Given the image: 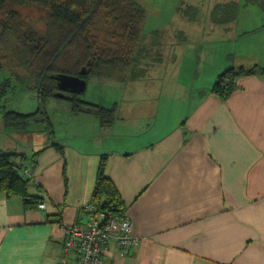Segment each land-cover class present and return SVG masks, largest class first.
I'll list each match as a JSON object with an SVG mask.
<instances>
[{
  "label": "crops",
  "instance_id": "obj_1",
  "mask_svg": "<svg viewBox=\"0 0 264 264\" xmlns=\"http://www.w3.org/2000/svg\"><path fill=\"white\" fill-rule=\"evenodd\" d=\"M256 10L244 35L253 33L250 45L215 57L180 47L190 40L175 43L144 74L159 82L130 79L109 102L86 97L115 105L110 125L68 108L51 117L52 134L23 131L29 154L5 151L25 156L32 199L0 193V264L61 263L63 225L88 226L103 159L139 243L124 252L111 245L102 264H264V75L239 77L224 100L211 91L228 66H264V31L255 33L264 13Z\"/></svg>",
  "mask_w": 264,
  "mask_h": 264
},
{
  "label": "trees",
  "instance_id": "obj_2",
  "mask_svg": "<svg viewBox=\"0 0 264 264\" xmlns=\"http://www.w3.org/2000/svg\"><path fill=\"white\" fill-rule=\"evenodd\" d=\"M248 1L257 3L264 11V0ZM235 4L231 1L216 5L210 15L211 21L214 24L233 21L237 13ZM28 5H35L44 11L43 29L21 32L16 26L20 20L18 8ZM188 18L194 20L195 16ZM145 19L146 11L141 0H0V101L11 90L12 77L18 74L15 66L35 62L38 68L35 77L30 70L27 75L29 83L34 84L32 88L37 90L38 107L27 113L5 110L3 118L6 125L28 131L30 125L37 124L47 133L54 132L46 104L51 98L62 94L52 77L55 73L78 75L88 82L92 75L118 78L123 71L139 68L143 58L139 45L144 35ZM154 32L159 34L158 30ZM177 35L183 40L179 42L188 41L183 30H179ZM104 43H108V46ZM6 58L8 67H5ZM162 59L156 61L161 63ZM4 70L10 72V77H5ZM254 74L264 75V66H228L219 73L211 91L217 97L227 99L237 89L239 77ZM83 94L85 91L67 96L74 112L93 113L103 125H110L115 120V105L105 107L87 101L83 99ZM18 157L16 152L0 150V193H21L29 203L32 197L27 191L30 180L25 178L28 176L24 172L25 156L17 161ZM104 160L91 203L108 216L126 218L127 205L106 174ZM39 201L41 199H35V203Z\"/></svg>",
  "mask_w": 264,
  "mask_h": 264
},
{
  "label": "rangeland",
  "instance_id": "obj_3",
  "mask_svg": "<svg viewBox=\"0 0 264 264\" xmlns=\"http://www.w3.org/2000/svg\"><path fill=\"white\" fill-rule=\"evenodd\" d=\"M231 1L236 3L237 7L235 8L237 10V13L234 15L235 19L226 24L212 23L210 15L214 7L218 4L221 5ZM141 3L146 11V19L143 27L144 35L139 45V49L143 50L140 67L123 71L118 78H106L99 75L90 76L85 94L82 95L83 99L90 96H94L95 98L101 96L106 102H109L113 97L122 96L124 95V90L128 89L127 82L131 79L130 76L134 77L142 74L134 79L143 80L151 78L159 82V79L154 77V72H148L147 77L144 74L153 66L160 64L156 61L159 58H163L162 60L165 62L166 58H169L167 56L169 49L176 45L175 43L181 44L179 41L183 40L177 35L179 30H183L189 37L188 40H190L188 44H181L180 47L208 50L210 51L209 53L214 54L218 53L215 57H219L229 48L236 49L238 47L240 49L246 40L249 41L250 45L251 40L248 38L253 33L249 37L244 35L249 28H252V20L255 21L259 18L256 9L260 13H264L257 3L248 0H141ZM18 11L20 12V20L19 25L16 26H18L21 32L23 30H41L45 27L44 11L35 5L20 7ZM192 15L195 16L194 20L188 18ZM226 25H231L232 28L230 30L226 29ZM261 27V30L257 29L255 33H263L264 25H261ZM156 30L159 31V34H155L154 31ZM104 44L108 46V43ZM4 62L6 63L5 67H8L7 58ZM15 68L18 74H15L14 78L12 77L13 83L9 87L11 90L0 101V150H12L15 147L20 152L28 153V150L33 145V141L25 133L30 132H23L7 126L3 113L5 110H15L24 113L36 110L39 105L37 90L32 88L34 84L31 85L29 83L27 75L30 70L33 71L32 76L35 77V72H38V68L35 62L25 66L18 65ZM132 72H135L136 75ZM3 73H5V77H10L8 70H4ZM60 93L63 96L51 98L46 104L47 111L52 119H57L68 108H71V103L66 99L70 93L62 92L61 90ZM39 128L42 129L40 125L32 124L28 131L35 129V134H39L36 131Z\"/></svg>",
  "mask_w": 264,
  "mask_h": 264
},
{
  "label": "built area",
  "instance_id": "obj_4",
  "mask_svg": "<svg viewBox=\"0 0 264 264\" xmlns=\"http://www.w3.org/2000/svg\"><path fill=\"white\" fill-rule=\"evenodd\" d=\"M30 174L29 169L24 170ZM46 202L38 204L40 209L46 208ZM91 220L86 228L79 224H66L63 228L66 239L63 244L64 259L60 264H102L103 256L115 245L124 252L139 243L138 237L132 233V222L127 218L108 216L98 211L97 206H87Z\"/></svg>",
  "mask_w": 264,
  "mask_h": 264
},
{
  "label": "water",
  "instance_id": "obj_5",
  "mask_svg": "<svg viewBox=\"0 0 264 264\" xmlns=\"http://www.w3.org/2000/svg\"><path fill=\"white\" fill-rule=\"evenodd\" d=\"M52 77L56 80L62 92L81 94L87 88V80L78 75L55 73ZM61 96H63V94Z\"/></svg>",
  "mask_w": 264,
  "mask_h": 264
}]
</instances>
